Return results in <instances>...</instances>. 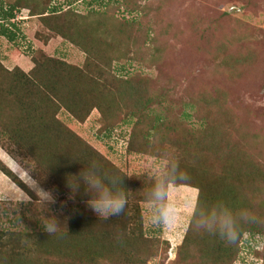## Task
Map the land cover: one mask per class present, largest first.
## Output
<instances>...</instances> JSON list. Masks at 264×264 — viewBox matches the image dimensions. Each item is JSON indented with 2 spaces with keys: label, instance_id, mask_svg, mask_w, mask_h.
<instances>
[{
  "label": "rangeland",
  "instance_id": "obj_1",
  "mask_svg": "<svg viewBox=\"0 0 264 264\" xmlns=\"http://www.w3.org/2000/svg\"><path fill=\"white\" fill-rule=\"evenodd\" d=\"M18 1L0 0V25L17 34L16 41L11 42L2 36L0 27V89L3 94L15 83L18 70L33 75L34 60L44 62L47 67L46 56L87 71L91 53L93 58L89 62L94 77L98 70L110 69L116 83L130 80L138 93L155 99L151 115L161 116L169 121L167 125L176 126L177 131L171 136L162 131L164 137L171 138L170 151L173 146L183 145L188 149L189 143H194L195 148L197 141L200 146L211 141L222 151L213 159L197 161L200 165L193 163L199 170L203 162L204 168L212 167L209 174L213 178L222 175L225 161L221 160L225 159L222 154L225 150L232 159L246 161L252 173H256L254 166L261 171V181L247 186L246 192L257 198L252 210L257 219L250 226L256 225L264 233V0H138L141 12L132 15L123 3L118 4L124 0H104L102 5L96 0L74 3L70 2L75 0H54L49 7L60 11L67 22L65 35L52 31L57 19H42L39 13H34L46 8L44 0H22L23 5L14 9L16 19L6 22L1 11H11ZM228 13L230 15L225 16ZM125 19H138L139 24L123 31L120 24H124ZM229 58L231 66L223 68L222 62ZM56 66L58 64L53 63V69L43 75L50 80ZM5 101L0 132L11 126L15 113L19 115L18 108L14 102L12 104L13 97ZM103 110L107 113L105 116L96 109L84 123L74 120L67 112H61L59 118L125 172L131 178V189L138 187L145 193L165 160L156 156L158 145L154 142L137 147L143 150L142 154L128 153L134 129L126 123L130 111ZM186 113L191 118H186ZM193 130H196L197 141L191 134ZM154 138L158 142L162 139ZM197 150L194 154L201 155V149ZM171 157L165 158L177 159L172 154ZM20 162L0 146V167L13 170L34 196L21 190L0 170V226L10 228L17 223L16 228H10L14 232H44V238L31 243L22 240L18 245L26 249H18L21 257L0 259V264H93L92 258L102 251L98 242L103 241L109 248L107 243L111 239L100 235L90 242L70 241L64 235L75 218L102 221L110 230H118L121 223L116 221L117 216L99 219L86 202H76L70 194L61 199L38 183ZM178 164L181 170L190 165L187 160ZM231 183H234L233 178ZM46 193L52 199L42 204ZM136 193L131 194L134 199L131 204L138 207L144 221L141 240L144 250L139 252L138 245L131 246L130 251L127 250L129 257L122 251L104 252L106 257L99 264H209L212 257L204 252L212 235L191 227L192 210L187 207L189 203L198 202L199 189L188 186L172 189L170 196L179 202L180 211L168 226L150 221L144 196ZM44 216H54L61 227L47 233L41 226ZM187 238L191 241L186 242ZM239 249L235 264H264V235L247 232Z\"/></svg>",
  "mask_w": 264,
  "mask_h": 264
},
{
  "label": "trees",
  "instance_id": "obj_2",
  "mask_svg": "<svg viewBox=\"0 0 264 264\" xmlns=\"http://www.w3.org/2000/svg\"><path fill=\"white\" fill-rule=\"evenodd\" d=\"M44 1H46V8L43 6L44 8L41 11L38 10L37 12V10H34V13H39L42 19H57L56 24L51 27L53 28L52 31H56L59 35H65V31L68 29L67 22L61 16L60 11L49 7L54 0ZM78 1L81 0H75L70 3ZM96 1H100L98 3L101 5L104 4V0ZM21 3L22 0L16 2L11 11H1L6 22L16 19L14 9L16 10L19 5H23ZM120 3H123L126 11L131 15L141 12L138 0H124L118 4L121 5ZM229 15V13L225 14V16ZM125 21L127 23L120 24V29L123 31L127 27L134 28L139 24L138 19L132 21L125 19ZM0 27L3 37L11 42L16 41L17 34L14 31L6 28L3 24ZM71 40L74 41L73 38ZM91 55L89 53L90 62L93 58V55ZM46 59L48 60L47 67L44 62L40 63L34 60L35 68L32 70V76L18 70L19 73L15 74V83L8 89V93L3 94L0 89V117L4 116L3 106L4 104L7 105L5 100L9 96L13 97L14 101H12V104L14 102V105L19 110V115L15 113L16 118L11 126L0 132V146L13 159L20 160L22 167L30 171L33 178L44 186L46 190L54 192V195L60 196L61 199H65L66 195L70 194L76 202H87L89 197L83 188L77 193L72 192L68 184V177L70 180H74L75 178L70 176H77L83 167H88L93 161L97 162L105 173L124 178V185H121V188L126 192L127 204L124 212L117 216L116 221L121 223L118 230H110V228L101 223L102 221L98 223L91 219L75 218L71 221L68 233L64 235L67 240L71 241L74 239L75 241L83 242L95 240L100 235L110 238L111 241L107 243L109 248H106L103 241L98 242L97 245L100 246L102 251L92 258L91 262L93 264H99L100 260L103 263L106 257L104 252L110 253V251L117 250L118 252L122 251L123 254L129 257L127 250L130 251L129 248L131 246L138 245L139 252L144 250L141 248V240L144 237V221L138 207L131 204V194L137 195L136 191H138L144 196V193L138 187L131 189V178L125 172L114 166L108 158L73 132L66 123L62 122L59 118L61 112H67L74 120L84 123L96 109L101 110L104 116L107 114L103 110L105 108L130 111L126 123L133 126L134 129L129 141L128 153L142 154L143 150L139 151L137 147L150 146L155 142L158 145L157 149H159V154H156L157 157L165 159L166 156H170L172 158V154L177 156L175 161H179L178 163L183 164L187 160L188 164H190L187 169L181 170L187 174L188 178L179 181L177 187L188 186L199 189L200 198L198 202L201 206L222 201L234 210L248 209L252 212L257 198L253 197L251 192L247 193L246 191L249 190L247 186L252 187L254 181H261V171L258 168L254 166L256 173H252L251 167L246 161H242L239 158L240 161L232 159L233 156H228L224 150L222 154L225 159L221 161L222 163L225 161V169L222 175L213 178L209 174L212 171V167L204 168L203 162L208 160L204 158L213 159V156L215 157L217 153L221 152L220 146L218 147L216 143L214 144L211 141L206 142V145L200 146L196 140V130H193L191 134L194 141H197L195 142V148L192 146L194 143H189L188 149L181 145L178 148L173 146L172 151H170L168 146L171 144V138L168 136L164 137L162 131L168 132L171 136L172 133L177 131L176 126L167 125L169 121L161 116L151 115L150 108L155 99L138 93L137 87L130 80L123 84H120V82L116 83L110 69L98 70V75L94 77L89 61L87 63V71H83L45 56ZM53 63H57L58 66H56L49 80L48 76L43 75V72L46 73L53 69ZM231 64L232 60L229 58L224 60L221 66L224 68L231 66ZM185 117L191 118L190 114L187 113ZM154 137L162 139L158 142ZM197 148L201 149V155H197L198 153L194 154ZM179 155L180 157H178ZM193 156L195 159H192ZM202 160H204L202 168L199 170L194 164L200 165L197 161L201 162ZM0 170L21 190L34 197L25 182L13 170L4 166H1ZM230 176L234 180L233 184L231 183L232 178H229ZM214 183H216V187H214ZM132 200L134 201V199ZM126 220L128 222H125ZM16 227L17 223H13L10 228ZM10 228L0 226V259L2 260H5L6 257L9 260L18 256L21 257L19 250H22V248L26 249L22 244L21 246L18 245L22 240L28 241V243H31L34 239L43 241L44 232H23L19 234ZM247 232H256L264 235L263 231L257 228L256 225L250 226V224L244 225L238 239L234 242L235 246L226 244L217 236L212 235L210 245L204 252L206 256L212 257L209 264L237 263L240 255V249L238 250V248ZM185 241H191V239L187 238ZM41 246H44L43 242ZM41 246L40 248L42 249ZM137 264L141 263L138 262Z\"/></svg>",
  "mask_w": 264,
  "mask_h": 264
},
{
  "label": "clouds",
  "instance_id": "obj_3",
  "mask_svg": "<svg viewBox=\"0 0 264 264\" xmlns=\"http://www.w3.org/2000/svg\"><path fill=\"white\" fill-rule=\"evenodd\" d=\"M70 180L68 184L73 193L83 188L88 195L87 206L99 219L108 220L124 212L127 204L126 192L121 188L122 177L105 173L99 164L91 162L88 167H83L80 173ZM187 174L182 172L179 164L174 159L165 158L151 185L144 193V200L153 224L168 226L174 222L180 211L177 200L170 196L178 182L186 180ZM52 197L46 193L43 201H50ZM191 208V227L201 233L217 236L226 244L234 243L246 224L254 223L257 217L248 209L234 210L222 201L201 206L188 204ZM41 226L47 233H54L61 224L54 216H44Z\"/></svg>",
  "mask_w": 264,
  "mask_h": 264
}]
</instances>
